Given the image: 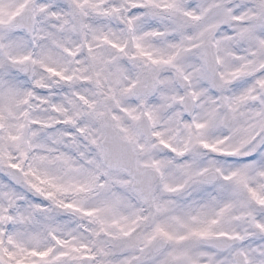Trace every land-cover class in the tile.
<instances>
[{
    "label": "snow or ice",
    "instance_id": "6c2138e0",
    "mask_svg": "<svg viewBox=\"0 0 264 264\" xmlns=\"http://www.w3.org/2000/svg\"><path fill=\"white\" fill-rule=\"evenodd\" d=\"M0 264H264V0H0Z\"/></svg>",
    "mask_w": 264,
    "mask_h": 264
}]
</instances>
